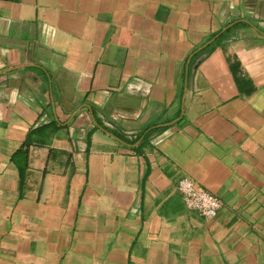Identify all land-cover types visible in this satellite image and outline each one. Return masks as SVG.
I'll return each mask as SVG.
<instances>
[{
    "label": "crops",
    "instance_id": "obj_1",
    "mask_svg": "<svg viewBox=\"0 0 264 264\" xmlns=\"http://www.w3.org/2000/svg\"><path fill=\"white\" fill-rule=\"evenodd\" d=\"M0 264H264V0H0Z\"/></svg>",
    "mask_w": 264,
    "mask_h": 264
},
{
    "label": "built area",
    "instance_id": "obj_2",
    "mask_svg": "<svg viewBox=\"0 0 264 264\" xmlns=\"http://www.w3.org/2000/svg\"><path fill=\"white\" fill-rule=\"evenodd\" d=\"M178 187L188 208L196 209L208 217L217 215L221 200L210 190L200 186L189 177L181 178Z\"/></svg>",
    "mask_w": 264,
    "mask_h": 264
}]
</instances>
